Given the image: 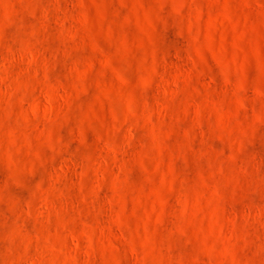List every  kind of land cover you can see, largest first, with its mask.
Listing matches in <instances>:
<instances>
[{"label":"rangeland","instance_id":"obj_1","mask_svg":"<svg viewBox=\"0 0 264 264\" xmlns=\"http://www.w3.org/2000/svg\"><path fill=\"white\" fill-rule=\"evenodd\" d=\"M104 2L109 19L115 10H119L120 18L126 14V10L119 7L118 0ZM171 2L169 0L156 22L153 36L156 71L149 86L145 88L139 84L145 75V66L138 52L118 59V71L129 85L135 87V100L129 111L123 102L124 90H113V105L119 124L106 130L90 111L96 107L98 95L95 70L82 81L76 79L77 71L85 67L92 55L89 48L78 47L70 38L73 22L69 17L75 14L77 0H0V125L4 131H16L20 136L18 143L23 147L18 158L22 162L34 159L36 151L40 152L42 161L22 175L20 186H10L8 193L9 198L19 200L21 205L30 201V214L16 221L21 234L33 237L30 257L37 255L38 247L44 249L43 238L37 241L35 236L47 215L33 193L38 187L52 186L55 189L52 202L56 208L63 205L65 211L59 220L53 214L44 235L51 234L56 247L65 253L72 248V237L76 236L79 250L75 253V264H84L85 260L103 264L99 252L101 242L106 243L120 231L129 236L135 228L131 219L118 226L115 223L118 206L114 203L110 207L107 201L113 197L115 188L121 186L119 181H125L123 187L128 193L134 192L141 183L139 170L128 166L132 153L139 146L150 149L146 167L150 171L156 167L159 146L153 126L167 129L177 118L181 133L186 132L191 141V150L187 157L177 156L174 160L176 179L169 193L168 215L158 226L149 264L160 255L167 256L169 246L173 258L189 251L183 238L176 234L177 211L184 200L192 196L196 168L205 171L209 184H220L224 166L214 160L213 152L223 150L224 156H228L235 146L230 148L227 143H221L212 132L216 120L213 105L220 106L224 97L208 96L203 89L193 92L184 84V78L192 68L189 57L195 56L192 37L198 36L203 43L210 0H179L183 5L179 16L169 14ZM5 3L13 5L6 21ZM143 3L147 7L152 0H143ZM228 3L233 21H238V26L233 31L227 21L223 25L217 21L215 47L218 57L227 65L228 91L231 92L241 79L245 81V91L241 93L245 97V107L240 111L239 119L247 123L264 112V98L256 95L257 87L264 84V39H261L264 37V0H228ZM198 12L204 14L200 21L196 20ZM212 15L215 16V9ZM189 23L191 35L187 31ZM135 34L132 24L123 29L128 40H132ZM221 34L223 47H219ZM234 42L241 52L233 47ZM98 43L106 55H112L117 45L116 36H108L102 31ZM258 43L261 45L260 61L251 55ZM234 53L235 61L232 59ZM244 53L250 58L242 72L240 61ZM33 56L38 59L30 63ZM204 58L217 89L223 88L219 66L206 51ZM181 144L182 137L172 136L166 141V146L175 152L180 151ZM237 162L245 168L258 166L259 174L264 176V121L255 123L239 148ZM121 165L125 166L126 174L117 177ZM226 171L224 168L225 174ZM6 176L7 168L0 158V181ZM81 176L86 206L76 209L77 185ZM125 201L130 213L133 207L130 197L126 196ZM7 207V200L0 202V221L7 215ZM259 208H264V186L250 189L247 199L238 203L235 211L237 217H241L248 209ZM238 230L249 242L247 255L264 249V217L246 224L238 219ZM6 232V228L0 227V253L8 247V242L3 239ZM85 232L91 235L92 246L97 250L93 257L84 255L89 248V239L80 234ZM113 242L119 248L121 264H133L127 247L119 241ZM217 246L221 245L218 243ZM60 259L63 260L64 256L61 255ZM261 260H264V251L257 257L258 262ZM204 264H209L207 257Z\"/></svg>","mask_w":264,"mask_h":264},{"label":"clouds","instance_id":"obj_2","mask_svg":"<svg viewBox=\"0 0 264 264\" xmlns=\"http://www.w3.org/2000/svg\"><path fill=\"white\" fill-rule=\"evenodd\" d=\"M168 2L169 0H152V3L146 7L143 0H118L119 7L125 9L126 14L120 18L119 10H115L111 13V19H109L108 8L104 0H77L74 5L75 14L69 17L73 22L70 38L78 47L89 48L92 53L85 67L77 71L76 79L82 81L88 73L95 70L98 95L96 107L90 111L106 130L114 129L119 124L118 115L113 105V90L117 88L124 90L123 102L129 111H131L135 100V87L129 85L118 71L117 61L129 53L138 52L145 66V75L141 77L139 84L145 88L149 86L151 76L156 71V52L153 40L156 22L161 18L160 14ZM182 7L179 0H172L169 14L179 16ZM213 9H215V16L212 15ZM3 10L6 21L7 16L13 10V5L5 3ZM203 17L204 14L198 12L196 20L200 21ZM217 21L221 25L227 21L233 31L236 30L238 21H233L228 0H210L203 43L198 36L192 37L195 56L189 57L192 68L185 76L184 84L193 92L203 89L208 96L222 95L224 97L220 106L213 105L216 120L212 132L215 139L221 143H227L230 148L235 146V150L228 156H224L223 150L213 152L214 160L227 169L226 174L224 168L221 169L223 180L220 184H209L205 171L199 167L195 170L192 196L185 199L177 211L176 234L183 238L185 245L189 248L187 254L173 258L171 246H169V254L155 258L153 264H204L205 257L208 258L209 264H264V260L257 261V257L264 249H257L251 256L247 255L249 242L238 230V219L245 224L249 221L259 220L264 217V208L248 209L241 217H237L235 211V206L247 199L250 189L254 186H264V176L259 174L258 166L245 168L237 162L240 146L250 135L255 123L264 121V112L256 115L251 122L246 123L239 119V113L245 107V97L241 95L245 91V81L241 79L232 87L231 92L228 91L230 82L227 65L218 57V49L215 47L217 44ZM129 24L134 25L136 29L135 37L132 40H128L123 35V29ZM102 31L106 32L108 36H116L117 45L112 55H106L98 43V36ZM187 31L191 35V23H189ZM236 40H239V36ZM219 47H223L222 34L219 37ZM233 47L237 52L242 51L236 42ZM205 51L211 54L212 59L220 68L223 88L219 90L215 78L210 75V69H208L204 58ZM251 55L257 61L261 60V45L259 43ZM236 58L234 53L233 61ZM249 58L247 53L243 54L240 61L242 72L248 64ZM36 59L38 56H33L30 63ZM106 75L109 78L106 79ZM256 95L264 98V84L257 87ZM63 98L61 97V99ZM49 106H51V100ZM196 114L199 116V106H197ZM8 116H11V112H8ZM179 124L180 120L177 118L174 125L167 129L153 126L159 146V161L151 171L145 165L150 151L148 147L141 145L132 153L128 166L139 170L142 176L141 183L134 192L128 193L123 187L125 181H119L121 186L115 188L113 197L107 202L110 207L114 203L118 206L115 223L119 226L131 219L135 223L134 232L125 236L124 232L120 231L118 236L108 238L106 243L101 242L99 252L103 264H121L118 257L119 248L113 242L114 240L127 247L133 264H149V258L152 257L154 251L153 244L158 226L168 215L169 193L172 191L176 179L174 160L177 156L187 157L191 150V141L186 132L181 133ZM172 136L182 137L179 152L166 146V141ZM19 140L20 136L16 131H4L3 125H0V158L7 168V176L0 181V202L7 200L8 204L7 215H4L0 221V227L7 229L3 239L8 242V247L3 253H0V264H69V261L75 264V253L79 250L78 237H72V248L65 253L56 247L55 239L51 234L44 235L53 214L59 220L65 211L63 205L56 208L52 202L55 194V189L52 186L38 187L33 193V197L41 201V206L47 215L44 216V213H41V216H44V222L40 225L35 236L37 241L43 238L44 249L41 250L38 247L37 255L29 256V247L33 237L21 234L16 221L22 216L30 214L31 204L29 201L21 205L19 200L9 198L8 193L10 186H20L22 175L26 171L30 172L37 163H42V161L40 152L36 151L34 159L22 162L18 158L20 148L23 147V144L18 143ZM121 174H126L124 165L120 166L116 175L119 177ZM77 193V203L74 207L80 209L81 205L86 206L82 176L77 185ZM126 196L130 197L133 204L130 213L125 207ZM80 235L88 236L89 239V248L84 255L93 257L97 250L92 246L91 235L86 232ZM218 243L221 245L219 248ZM61 255L64 256L63 260L60 259ZM84 264H92V261L85 260Z\"/></svg>","mask_w":264,"mask_h":264}]
</instances>
